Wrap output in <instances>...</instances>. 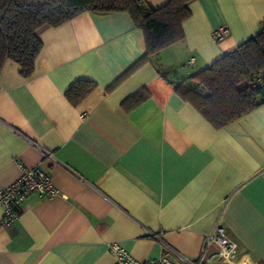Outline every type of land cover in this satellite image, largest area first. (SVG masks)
Instances as JSON below:
<instances>
[{"label":"crops","instance_id":"1","mask_svg":"<svg viewBox=\"0 0 264 264\" xmlns=\"http://www.w3.org/2000/svg\"><path fill=\"white\" fill-rule=\"evenodd\" d=\"M187 6L183 38L159 52L158 65L128 73L145 42L124 11L38 29L30 77L4 63L0 186L38 167L59 194H29L17 219L0 226V264H113L110 242L141 261L195 259L218 221L237 245L235 262L264 264V103L216 129L175 90L260 32L264 0ZM221 26L228 35L215 42ZM77 80L96 85L72 105L65 92ZM138 92L145 98L126 110Z\"/></svg>","mask_w":264,"mask_h":264},{"label":"trees","instance_id":"2","mask_svg":"<svg viewBox=\"0 0 264 264\" xmlns=\"http://www.w3.org/2000/svg\"><path fill=\"white\" fill-rule=\"evenodd\" d=\"M189 1L168 0L156 8L146 0H0V70L10 60L18 64L24 78L30 77L42 49L37 30L58 27L87 11L127 12L143 32L145 53L128 73L145 62L158 65L159 52L183 38L182 23L191 13ZM260 76L262 82L255 83ZM95 85L90 80H77L65 96L76 105ZM175 90L216 129L263 104L264 21L258 34L189 75ZM144 98L138 92L130 97L132 105L124 108L131 109Z\"/></svg>","mask_w":264,"mask_h":264},{"label":"built area","instance_id":"3","mask_svg":"<svg viewBox=\"0 0 264 264\" xmlns=\"http://www.w3.org/2000/svg\"><path fill=\"white\" fill-rule=\"evenodd\" d=\"M228 35L226 26L218 27L211 33L215 42L224 39ZM192 62V59L189 63ZM263 77H257L255 83H261ZM32 193L41 197L52 198L59 194L58 189L52 183L50 176L38 167H21L19 176L12 183L0 186V207L2 214L0 226H8L13 223L20 212L24 199ZM150 237L158 239V234L149 233ZM108 249L114 257L113 264H208V262L219 259L230 264H251L247 257H242L235 262L237 256V245L226 234L220 221L213 230L207 234L195 259H186L179 254L176 258L162 255L155 259L137 260L116 242L108 243Z\"/></svg>","mask_w":264,"mask_h":264}]
</instances>
